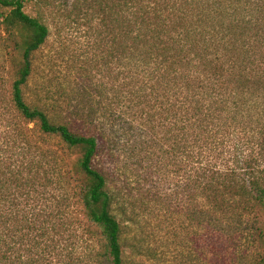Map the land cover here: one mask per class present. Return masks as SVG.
<instances>
[{"label": "trees", "instance_id": "16d2710c", "mask_svg": "<svg viewBox=\"0 0 264 264\" xmlns=\"http://www.w3.org/2000/svg\"><path fill=\"white\" fill-rule=\"evenodd\" d=\"M44 5L0 0V264H125L126 169L108 147L135 120L147 139L130 146L156 170L174 167L189 221L198 215L206 238L255 242L264 264V0H72L64 16L107 42L110 83L83 85L109 97L102 110L69 105L74 117L26 94L49 35ZM97 113L107 121L78 131Z\"/></svg>", "mask_w": 264, "mask_h": 264}, {"label": "rangeland", "instance_id": "374dc122", "mask_svg": "<svg viewBox=\"0 0 264 264\" xmlns=\"http://www.w3.org/2000/svg\"><path fill=\"white\" fill-rule=\"evenodd\" d=\"M71 1L45 0L42 17L48 25L49 35L32 57L33 73L26 87L28 98L32 94L37 95L43 101L56 105L58 111L68 117H74V114L68 113L69 105L77 102L80 106L84 102L88 105L87 98L95 99L90 95L93 88L90 87L89 90L83 88V85L97 79L106 82L107 86L110 85L102 65L107 42L101 36L99 38L92 35L90 25L76 23L72 20V15L69 18L64 16L63 12L69 9L68 4ZM31 9L28 7L26 11L33 15ZM2 11L4 9L0 7V12ZM11 77L12 74L9 73L7 83L11 81ZM79 77L84 78V84ZM108 97L102 96L101 102L96 98L98 103L92 101V105L98 107L100 102L102 110L101 107ZM94 117L96 119L91 124L92 118L83 116L87 125L83 128L76 126L78 131L84 132L92 126L98 127L107 121L108 114L97 113ZM131 126L134 127V133L125 135L121 132L124 130L119 128L120 134H113L114 137L118 135V140L113 139L108 147L113 152L117 151L118 159L126 169L125 174L118 173L120 175L117 180L120 192L126 200L124 213L120 216L125 264H253L255 242H247L242 247L233 245L223 234L206 238L203 220L196 215L194 221H189L183 213L182 202L174 197V190L181 184L180 175L174 173L173 166L156 170L151 164L152 161L147 158L145 160L141 155L136 156L141 147L136 145L133 150L130 139L132 145L133 135H139L140 139L145 140L147 133L138 120L133 121ZM132 150L133 154L130 153ZM107 155V151L104 152L102 160L109 171H112L118 164L112 163ZM160 161L156 163L158 168ZM142 187L150 190L152 194L143 201L139 196ZM105 263L108 264L107 261Z\"/></svg>", "mask_w": 264, "mask_h": 264}]
</instances>
